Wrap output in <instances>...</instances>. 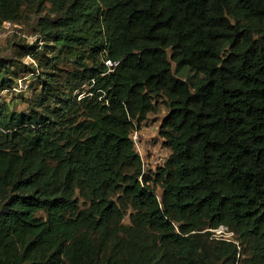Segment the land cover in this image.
Returning <instances> with one entry per match:
<instances>
[{
    "label": "trees",
    "instance_id": "16d2710c",
    "mask_svg": "<svg viewBox=\"0 0 264 264\" xmlns=\"http://www.w3.org/2000/svg\"><path fill=\"white\" fill-rule=\"evenodd\" d=\"M26 1L55 53L22 47L41 85L0 105V264H264V0H0V26Z\"/></svg>",
    "mask_w": 264,
    "mask_h": 264
},
{
    "label": "rangeland",
    "instance_id": "374dc122",
    "mask_svg": "<svg viewBox=\"0 0 264 264\" xmlns=\"http://www.w3.org/2000/svg\"><path fill=\"white\" fill-rule=\"evenodd\" d=\"M22 8L23 16L20 21L10 24L8 27L6 25L3 34L0 35V63L3 65L0 69V77L4 73L6 77L10 78L8 83L0 86V105L5 102L15 110L25 109V98L31 94L32 90L41 85L39 80L41 77L39 78L37 75L39 71L37 69L38 57H33V54L21 57L22 47L34 48L37 56L55 53V50L50 48L53 41L40 35L38 24L41 17L45 16L47 19H51L52 14L50 16L48 10L42 9V7L37 9L34 2L31 4L26 1ZM46 9H48V5ZM23 62L30 65L24 68ZM12 87L19 89L15 90ZM166 112L162 102H158L156 109L148 112L146 118L140 123H135L131 132L135 150L141 158L145 171L154 170L157 166L162 165L170 153V149L163 144V138L159 134V126ZM157 191L160 193L161 190L158 188ZM123 221L129 223L127 215Z\"/></svg>",
    "mask_w": 264,
    "mask_h": 264
},
{
    "label": "built area",
    "instance_id": "2783aa9c",
    "mask_svg": "<svg viewBox=\"0 0 264 264\" xmlns=\"http://www.w3.org/2000/svg\"><path fill=\"white\" fill-rule=\"evenodd\" d=\"M10 24H11L10 22H4L0 26V35L3 34V29H5L4 27H6V25L8 27ZM106 63L108 65L112 64L110 61H106ZM13 89L17 90L19 88L15 87ZM209 230L211 231V237H214V238H217V239H224V240H227V241H233V242L237 243V240H235V238H234V232L232 230L228 229V227L225 226V225H219V226H217L215 228H211Z\"/></svg>",
    "mask_w": 264,
    "mask_h": 264
}]
</instances>
